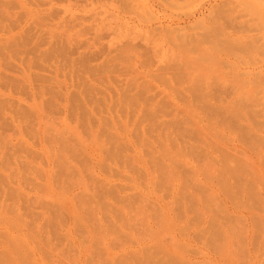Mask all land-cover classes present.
<instances>
[{
  "label": "rangeland",
  "instance_id": "rangeland-1",
  "mask_svg": "<svg viewBox=\"0 0 264 264\" xmlns=\"http://www.w3.org/2000/svg\"><path fill=\"white\" fill-rule=\"evenodd\" d=\"M0 264H264V0H0Z\"/></svg>",
  "mask_w": 264,
  "mask_h": 264
}]
</instances>
